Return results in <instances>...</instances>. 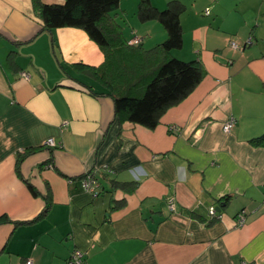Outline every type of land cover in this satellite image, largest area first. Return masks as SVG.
Masks as SVG:
<instances>
[{
    "label": "crops",
    "instance_id": "1",
    "mask_svg": "<svg viewBox=\"0 0 264 264\" xmlns=\"http://www.w3.org/2000/svg\"><path fill=\"white\" fill-rule=\"evenodd\" d=\"M248 4L203 0V16L184 4L183 47L172 55L199 61L205 77L149 130L120 125L113 99L94 94L105 90L86 70L105 56L84 30L44 31L31 0H0V218L11 221L0 225V264H69L76 249L86 264H264V147L250 143L264 136V37L250 31ZM233 13L242 46L229 40ZM141 23L127 41L149 51L167 40L158 21ZM89 174L97 195L83 189Z\"/></svg>",
    "mask_w": 264,
    "mask_h": 264
},
{
    "label": "trees",
    "instance_id": "2",
    "mask_svg": "<svg viewBox=\"0 0 264 264\" xmlns=\"http://www.w3.org/2000/svg\"><path fill=\"white\" fill-rule=\"evenodd\" d=\"M31 2L35 16L43 22L44 31L82 29L100 47L105 56L104 63L100 67L88 68L86 73L105 90L94 93L96 96L113 99L115 120L120 125L130 122L149 130L156 129L165 113L187 99L204 80L205 72L199 61H182L172 55V51L183 47L181 16L186 6L180 1H170L164 10L156 8L151 0L139 1L138 19L141 22L156 20L168 34L164 43L149 51L142 44L128 45L123 27L116 19L117 14L113 15L120 0H65L63 4H45L42 0ZM250 143L264 147V136L254 138ZM28 154L18 158V172ZM26 183L35 197H41L31 184ZM118 187L133 193L137 183H119ZM44 199L43 215H46L51 197L47 195ZM124 205L123 201L114 209ZM10 222L7 217L0 218V225Z\"/></svg>",
    "mask_w": 264,
    "mask_h": 264
},
{
    "label": "rangeland",
    "instance_id": "3",
    "mask_svg": "<svg viewBox=\"0 0 264 264\" xmlns=\"http://www.w3.org/2000/svg\"><path fill=\"white\" fill-rule=\"evenodd\" d=\"M170 1L172 0H168V1L154 0L153 2L158 5L163 4V2H165L164 6L159 8L160 10H164L166 9L167 3ZM178 1L182 2L188 7L189 13L198 12V14L203 16L202 11H198L203 3V0H178ZM246 1H249L248 7H250L251 9V11L249 12L250 14L249 16H250V19H252L253 21V23L251 22L250 31L251 30L257 31L260 28L261 30L260 34L264 37V16L258 17L260 5L262 4L261 1H264V0H246ZM138 3H139V0H120V7L113 13V15L115 13L118 15L117 21L123 27L124 37L126 33L131 32L133 28V24H136L139 27L144 25L140 22V20L138 19L136 15L137 9H138ZM230 19H231V24L229 26V29H230L231 37L229 40L234 41L235 43L242 46V43H240L236 38V36L240 34L239 32H240L241 18L238 14L233 13ZM247 30H248L247 27H244L242 29L243 32L248 33L249 31Z\"/></svg>",
    "mask_w": 264,
    "mask_h": 264
},
{
    "label": "built area",
    "instance_id": "4",
    "mask_svg": "<svg viewBox=\"0 0 264 264\" xmlns=\"http://www.w3.org/2000/svg\"><path fill=\"white\" fill-rule=\"evenodd\" d=\"M206 15H209L210 14V10L207 9L206 10ZM142 43V40L135 37L131 40L128 41V45L130 46H136V45H139ZM249 43H251V40L249 41ZM232 47L237 49L238 46L237 44L233 43L232 44ZM23 76L26 77V78H29V75L27 73H23ZM67 123H65L66 125ZM237 125V121L234 117H231L228 121H226V123L223 125V131L227 134L231 133L233 131V129L235 128V126ZM171 128V131H174L176 130V127L172 126L170 127ZM47 146H50L52 148H55L57 147V144L55 143V141L53 139H50L47 141ZM82 186H83V189L87 192V193H91L92 195H97L98 194V191H99V181L96 177L95 174H89L87 175L84 180L82 181ZM168 202V205H169V208L171 210H174L175 209V199L174 198H168L167 200ZM264 205V203H263ZM210 215L211 217L215 218V217H218V213L215 209V207H210ZM246 217V213L243 211L242 213H240L238 216H237V223L238 225H243L245 224V219ZM24 264H34L33 261L31 259H28L25 261ZM69 264H86V259H85V253L79 249H76L72 254H71V257L69 259ZM242 264H249V263H242Z\"/></svg>",
    "mask_w": 264,
    "mask_h": 264
},
{
    "label": "water",
    "instance_id": "5",
    "mask_svg": "<svg viewBox=\"0 0 264 264\" xmlns=\"http://www.w3.org/2000/svg\"><path fill=\"white\" fill-rule=\"evenodd\" d=\"M218 210L220 211V208H218Z\"/></svg>",
    "mask_w": 264,
    "mask_h": 264
}]
</instances>
